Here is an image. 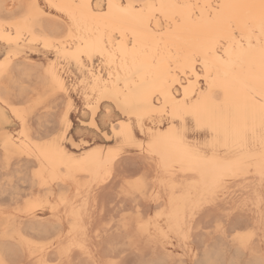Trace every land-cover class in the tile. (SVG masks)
<instances>
[{
  "label": "snow or ice",
  "instance_id": "6c2138e0",
  "mask_svg": "<svg viewBox=\"0 0 264 264\" xmlns=\"http://www.w3.org/2000/svg\"><path fill=\"white\" fill-rule=\"evenodd\" d=\"M73 96L91 116L86 130L115 138L113 147L82 155L62 147L73 129L70 113L79 111ZM53 97L58 108L50 107ZM45 117L61 125L48 140L33 127L37 118L45 125ZM13 124L19 133L9 131ZM108 124L110 136L103 131ZM161 141L175 151L160 153ZM0 149L5 168L33 155L32 174L42 185L76 187L52 206L57 223L46 235L37 234L42 222L30 220L38 200L2 218L0 264H124L112 258L120 246L109 240L112 233L125 246L178 240L186 254L189 244L202 253L147 264H264V0L4 4ZM128 149L136 150L137 171L120 175ZM104 152L96 173L94 158ZM117 175L122 203L108 219L89 184Z\"/></svg>",
  "mask_w": 264,
  "mask_h": 264
},
{
  "label": "bare ground",
  "instance_id": "6f19581e",
  "mask_svg": "<svg viewBox=\"0 0 264 264\" xmlns=\"http://www.w3.org/2000/svg\"><path fill=\"white\" fill-rule=\"evenodd\" d=\"M45 1L48 3V0H45ZM26 2L27 0H0V12H3L4 4H7V6L11 8L13 4L19 5L21 3H26ZM38 2L40 3V0H38ZM51 2L64 3L66 2V0H51ZM74 2L79 3L81 2V0H74ZM90 2L93 4L104 3L105 0H90ZM52 10L54 12H48L47 10L46 11L49 13L50 16L56 17L58 15L57 10L56 9H52ZM100 71L101 69L99 67L97 70V73H99ZM88 95H91L90 91ZM121 114H122L121 119L123 120L124 119L123 113ZM103 116L101 118V122H103ZM90 120H91V116L88 120V123ZM47 121L48 120L45 117V122ZM56 122L58 123L59 120ZM115 122L116 121H112V123H115ZM125 122H130V121H125ZM36 124H38V127H37L38 133L41 136V138L43 140H48L49 138H47L45 135L46 132L42 130V125L40 124L39 118H37ZM36 124L33 125V127L34 126L36 127ZM108 126L110 128V132L108 133V135L110 136L111 135V124H108ZM146 127H150V126H146ZM14 129L16 131L15 127ZM20 130L21 129H19L18 133L20 132ZM156 130L163 131V129L159 127ZM9 131L12 132L10 129ZM135 131L136 133L137 131H139L138 125ZM189 138L191 139L192 136L190 135ZM29 139L35 141V137H29ZM137 139L139 138L137 137ZM71 142L72 143L75 142V145H79V142L77 143V141H75L74 139H71ZM82 142L87 143L88 140L82 139ZM25 143H27V141H25ZM62 147L65 148L69 153L73 155H82L86 152H89L91 149L102 148V146L100 145H97V146L95 145L89 149H86L84 153L76 154L70 151L68 147H66V145L64 144H62ZM110 147L108 146V148ZM104 149H107V148H104ZM52 150L54 151V146ZM157 150L162 154H168V153L175 151V146L170 141H161L157 145ZM135 153H136L135 149H128L126 150L125 153L122 154L124 163L119 166L123 170L120 173V175L130 174L132 172L137 171V168L135 167V160H136ZM0 157H2V149H0ZM106 157H107V152H104L103 154H97V156L94 158L93 170L96 173L102 174ZM36 167H38V162L36 161L33 155L17 156L11 161L10 165L7 168L0 165V221H2V218L5 215H9L12 212H14L15 209L22 207L24 205V202L29 201V200H38L40 204L49 205V206H40V204H38L33 209L31 216H30V220H33L36 222H42V223L36 224L37 234L46 235L48 231L47 226L55 225L57 223V217H54L53 215L54 208L52 206L58 205V201L62 193L65 195H67L68 192L75 193L76 187L74 185L69 184L66 190L63 182L59 184H43L42 185L41 182L39 181V178L32 174L35 172ZM13 171L14 172L21 171L23 172V176H18L19 174L16 175L13 173ZM188 175H192V174L188 173ZM212 175H213V172L210 170L208 174V178L211 179ZM21 180H23L24 182H27L28 184L27 189L22 188L20 184ZM119 183H120L119 175H117L115 178H109L108 180L103 181V183L97 184L95 186L89 184V187L92 188L94 193L96 194L97 203H98L100 212L103 215H106L108 219H112L114 217L115 213L118 211V208L120 207L122 203L119 197V192H118ZM145 210L147 211V209ZM156 211L157 209L155 208V205L153 204L151 207L152 214H155ZM55 212L57 213V216L59 219H62L64 221L67 220L68 217L64 213L62 207H56ZM40 228H44L43 233L39 232ZM109 240H119L120 241V246L113 248L111 250L112 258L114 259L118 258L122 260L124 264H126L127 262L126 260L127 259L129 260V258L135 259L134 264H147L148 261H162V260L183 261V260L197 259L202 256V253H200L198 249L196 248V246L193 244L188 245L187 254H186L185 249L180 246L178 240L177 241L169 240L167 243H164L163 240H149L145 238L144 241L139 242L136 246H125L123 237H121L117 233H112L109 236ZM47 255H50V253H48ZM21 258H26V257H21Z\"/></svg>",
  "mask_w": 264,
  "mask_h": 264
},
{
  "label": "rangeland",
  "instance_id": "374dc122",
  "mask_svg": "<svg viewBox=\"0 0 264 264\" xmlns=\"http://www.w3.org/2000/svg\"><path fill=\"white\" fill-rule=\"evenodd\" d=\"M47 2L45 0H40V4L42 7H44V4H46ZM48 12H54L52 9H46ZM50 10V11H49ZM33 58L38 57L37 53H33ZM41 59L43 57H40ZM54 58V55L52 56H48V59H52ZM97 63V68L96 71L99 68V61L96 62ZM75 66L72 65V68H74ZM61 71H64V69L62 68ZM74 100L79 99L80 102L76 104V107L79 109V111H73L72 113H70V119H72L73 122V129H70L69 134L67 135L66 139L64 140V145H66V147H68V149L76 154H80V153H84L86 151V149H89L93 146H97L100 145L102 146V148H108V146L113 147L115 141V138H113L111 141H109L107 136H100V135H93L91 132H88L86 130V126L88 125V120L90 118V116H87L85 114V108H84V101L83 99H80V97L78 98L77 96H73ZM55 97L52 98V105H50V107L55 106V107H59V103L60 101L57 99H54ZM54 100V102H53ZM105 107L107 108L108 105H105ZM120 118H122V114L121 113H117ZM98 116L100 117V121L101 122V118L103 116V113H98ZM56 121H58V119L55 120V123H53L52 121H47L45 122V125H42V130H44L45 135L47 138H49V135L55 136L56 135V131L52 132L51 129H56L57 131L60 129L61 125L59 124V122L57 123ZM37 123V121H36ZM35 123V124H36ZM57 123V124H56ZM34 124V125H35ZM49 126V127H48ZM54 126V127H53ZM14 127L16 128V131L14 129ZM35 127V126H34ZM38 127V124H36V127ZM53 127V128H52ZM58 127V128H56ZM50 128V129H49ZM11 131H14L16 133H18L19 131V127H17L15 124L11 125L9 128ZM103 130H105L107 133L110 132V128L109 126H107L106 128H104ZM48 131V132H47ZM50 131V132H49ZM52 132V134H51ZM137 137L139 139H142L143 137L141 135H139V131H137ZM93 138V139H92ZM71 139H74L75 141H77V143L79 142V145H76V147L73 146V143L71 142ZM82 139H86L88 140L87 143H83ZM66 141V142H65ZM115 141V142H114ZM108 145V146H107ZM14 174L18 175V176H23V172H14ZM26 183V184H25ZM20 184L22 186V188H28V184L27 182H24L23 180L20 181ZM25 184V185H24ZM26 186V187H25ZM131 259V260H130ZM126 264H134L135 259L134 258H129V260H126Z\"/></svg>",
  "mask_w": 264,
  "mask_h": 264
}]
</instances>
